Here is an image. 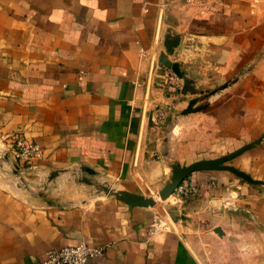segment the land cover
<instances>
[{
  "label": "crops",
  "instance_id": "1",
  "mask_svg": "<svg viewBox=\"0 0 264 264\" xmlns=\"http://www.w3.org/2000/svg\"><path fill=\"white\" fill-rule=\"evenodd\" d=\"M17 139L40 153L19 159ZM0 140V264L82 242L101 248L87 264H203L193 224L264 227V0H0ZM250 144L230 165L257 182L199 170L178 200L119 198Z\"/></svg>",
  "mask_w": 264,
  "mask_h": 264
},
{
  "label": "rangeland",
  "instance_id": "2",
  "mask_svg": "<svg viewBox=\"0 0 264 264\" xmlns=\"http://www.w3.org/2000/svg\"><path fill=\"white\" fill-rule=\"evenodd\" d=\"M9 153L10 150L6 149L0 140V163ZM231 163L232 161L228 162V164ZM27 173L31 175V171ZM14 180L28 199L43 201L37 198L36 193L28 194L27 189H34L32 185L23 183L18 176ZM173 193L176 194L174 198L178 200V193L176 191ZM55 199L61 200L58 197ZM155 199L158 203L167 200H160L157 196ZM73 201H75L74 198ZM222 225L211 229L193 224L192 231L186 232L193 250L203 264H264V227L258 223L251 211H245V214L231 211L228 220Z\"/></svg>",
  "mask_w": 264,
  "mask_h": 264
},
{
  "label": "built area",
  "instance_id": "3",
  "mask_svg": "<svg viewBox=\"0 0 264 264\" xmlns=\"http://www.w3.org/2000/svg\"><path fill=\"white\" fill-rule=\"evenodd\" d=\"M193 3L200 4L205 8H209L217 0H188ZM166 83L176 86L177 79L174 73L168 71L165 74ZM14 147L17 151L19 159L26 161L32 156L40 153L38 144L28 143L25 144L21 139L15 140ZM186 188L180 183L174 190L178 192L179 197L185 193ZM170 225L168 222L162 220L159 217H155L151 224L148 234H153L159 230L168 229ZM101 248L88 246L85 243H79L77 245H69L60 249H51L44 253L43 258L39 261V264H87L90 256L100 253Z\"/></svg>",
  "mask_w": 264,
  "mask_h": 264
},
{
  "label": "water",
  "instance_id": "4",
  "mask_svg": "<svg viewBox=\"0 0 264 264\" xmlns=\"http://www.w3.org/2000/svg\"><path fill=\"white\" fill-rule=\"evenodd\" d=\"M249 147H251V144L244 146L224 156L214 159L195 161L185 166L173 165L171 169V175L169 176L163 187L158 191L157 197L160 200L167 199L171 194H173L174 190L183 181L184 178H186L192 172L199 170H227L232 172L236 176L242 178L245 181L257 182L256 180H253L245 172L233 167L230 164H227L228 161L239 156ZM119 198L125 201L127 204L137 205V206H154L157 202L156 199L153 197H144L141 195L131 194L128 192H122L119 195Z\"/></svg>",
  "mask_w": 264,
  "mask_h": 264
}]
</instances>
